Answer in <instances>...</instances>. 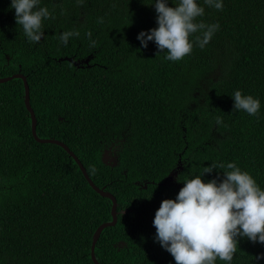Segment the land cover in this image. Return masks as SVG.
<instances>
[{"label": "trees", "instance_id": "1", "mask_svg": "<svg viewBox=\"0 0 264 264\" xmlns=\"http://www.w3.org/2000/svg\"><path fill=\"white\" fill-rule=\"evenodd\" d=\"M222 2L217 10L197 0L205 12L195 22L219 30L173 62L137 39L158 27L155 0H40L54 18L42 21L39 43L0 0V78L26 76L38 136L65 143L117 199L118 223L96 245L100 264H175L153 220L184 186L178 177L234 162L264 190V0ZM71 30L79 36L65 46L58 37ZM236 90L260 101L257 116L234 110ZM117 148L119 165L103 163ZM225 170L201 178L219 183ZM111 210L67 151L33 137L23 80L0 83V264H94L93 236ZM237 240L230 264H264V244Z\"/></svg>", "mask_w": 264, "mask_h": 264}, {"label": "clouds", "instance_id": "2", "mask_svg": "<svg viewBox=\"0 0 264 264\" xmlns=\"http://www.w3.org/2000/svg\"><path fill=\"white\" fill-rule=\"evenodd\" d=\"M205 4L223 10L222 0H205ZM154 6L158 27L140 32L137 39L144 48L154 41L159 52L166 49L165 58L169 61H180L189 55L194 43L203 49L219 30L218 23L195 22L205 12L197 0H180L175 7H169L167 0H155ZM11 8L27 39L39 43L44 37L42 21L54 18L49 9L41 7L40 0H11ZM99 22L103 23V19ZM198 32L200 35L190 42V34ZM86 35L91 38V32ZM74 36L78 37L79 32L65 31L58 39L67 46ZM95 43L92 41L90 46ZM232 99L234 110L258 115V99L243 95L240 90L234 92ZM216 122L222 123V118L217 117ZM218 168L226 169L221 182L217 179L203 182L201 177L205 173L211 174ZM92 171L95 172L94 167ZM178 182L184 186L176 199L163 200L153 220L157 230L155 240L171 254L175 264H215L217 258L230 264L237 251V237L264 244V190L236 163H212L195 178L181 181L178 177Z\"/></svg>", "mask_w": 264, "mask_h": 264}, {"label": "water", "instance_id": "3", "mask_svg": "<svg viewBox=\"0 0 264 264\" xmlns=\"http://www.w3.org/2000/svg\"><path fill=\"white\" fill-rule=\"evenodd\" d=\"M14 78L22 79L23 82H24V85H25V105H26V108L29 111L30 116H31L33 137L39 143H42V144H55V145H58V146L62 147L65 151H67L70 154V156L76 161V163L79 165L80 170L82 171V173H83L84 177L86 178L87 182L89 183V185L99 195H101L104 198L109 199L112 202V210H111L112 221L102 224L95 231L94 236H93V243H92V246H91V255H92L93 263L94 264H100L98 259L96 258V255H95L96 245H97V243H98V241H99V239L101 237L102 232L106 228L116 226V224L118 223V202H117V199L112 193L106 191L105 188H99L98 186H96V184L90 178L86 168L83 166V164L81 163L79 158L74 154V152H72L70 150V148L65 143H63V142H61L59 140H56V139H41L38 136V134H37L38 122H37V118H36L35 112H34L32 106H31V102H30V87L28 85V81H27L26 76H24L23 74H17V75H14L13 77L0 78V83H4V82H7V81H10V80H12ZM109 155H110L109 151H107V153L103 154V156H102L103 163H105V164H107L109 166H115L116 164H118V161H119L118 156H115L113 161H109V158H108ZM113 164H115V165H113ZM180 169H181V167H178L175 171H173L171 173V175H170L171 177L170 176L169 177L172 178V175L173 174L176 175L177 170H180ZM169 177L166 179L167 182L169 181ZM165 184H166V182H165Z\"/></svg>", "mask_w": 264, "mask_h": 264}, {"label": "rangeland", "instance_id": "4", "mask_svg": "<svg viewBox=\"0 0 264 264\" xmlns=\"http://www.w3.org/2000/svg\"><path fill=\"white\" fill-rule=\"evenodd\" d=\"M108 150L106 149L105 153H107ZM108 158H109V161H113V159L115 158V155L114 154H110L108 156ZM113 165H115V164H113ZM118 165H119V161H118V164H116L115 166H118ZM178 171L179 170H177L176 175L175 174L172 175V178H170L171 176L169 177V181H168L169 183L173 184L177 180V177H178V174H179Z\"/></svg>", "mask_w": 264, "mask_h": 264}, {"label": "flooded vegetation", "instance_id": "5", "mask_svg": "<svg viewBox=\"0 0 264 264\" xmlns=\"http://www.w3.org/2000/svg\"><path fill=\"white\" fill-rule=\"evenodd\" d=\"M108 151H109L110 154H114L115 156H118V148L116 150L109 149Z\"/></svg>", "mask_w": 264, "mask_h": 264}]
</instances>
